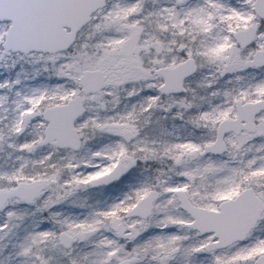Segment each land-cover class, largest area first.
<instances>
[{"label": "snow or ice", "instance_id": "1", "mask_svg": "<svg viewBox=\"0 0 264 264\" xmlns=\"http://www.w3.org/2000/svg\"><path fill=\"white\" fill-rule=\"evenodd\" d=\"M0 264H264V0H0Z\"/></svg>", "mask_w": 264, "mask_h": 264}]
</instances>
